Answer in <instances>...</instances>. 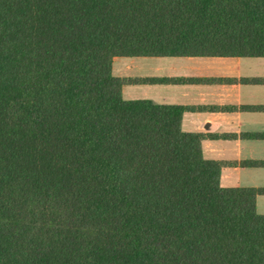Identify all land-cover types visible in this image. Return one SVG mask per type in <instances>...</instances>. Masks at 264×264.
<instances>
[{"label": "trees", "instance_id": "trees-1", "mask_svg": "<svg viewBox=\"0 0 264 264\" xmlns=\"http://www.w3.org/2000/svg\"><path fill=\"white\" fill-rule=\"evenodd\" d=\"M139 56H264V0H0V264H264L255 189L122 97Z\"/></svg>", "mask_w": 264, "mask_h": 264}, {"label": "crops", "instance_id": "crops-1", "mask_svg": "<svg viewBox=\"0 0 264 264\" xmlns=\"http://www.w3.org/2000/svg\"><path fill=\"white\" fill-rule=\"evenodd\" d=\"M150 57L146 77L172 82H146L139 98L184 106L181 128L203 134L220 185L254 188L255 210L264 215V56Z\"/></svg>", "mask_w": 264, "mask_h": 264}, {"label": "rangeland", "instance_id": "rangeland-1", "mask_svg": "<svg viewBox=\"0 0 264 264\" xmlns=\"http://www.w3.org/2000/svg\"><path fill=\"white\" fill-rule=\"evenodd\" d=\"M156 57V56H154ZM163 58V57H160ZM155 58L150 56L139 57H114L111 63V72L114 76L124 79L126 82L121 87L122 97L125 99H137L140 97L141 86H145V80ZM135 81L134 83L128 81Z\"/></svg>", "mask_w": 264, "mask_h": 264}]
</instances>
